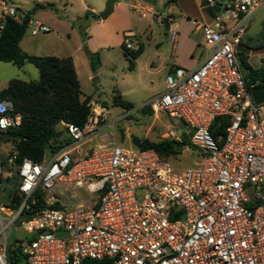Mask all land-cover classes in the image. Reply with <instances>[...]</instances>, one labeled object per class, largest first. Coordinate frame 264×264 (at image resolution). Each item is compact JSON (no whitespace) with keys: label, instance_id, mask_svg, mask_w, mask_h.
I'll use <instances>...</instances> for the list:
<instances>
[{"label":"built area","instance_id":"2783aa9c","mask_svg":"<svg viewBox=\"0 0 264 264\" xmlns=\"http://www.w3.org/2000/svg\"><path fill=\"white\" fill-rule=\"evenodd\" d=\"M258 5L222 0L202 28L208 56L197 69L176 67L167 90L150 103L153 114L194 131L182 154L194 147L199 165L177 172L156 151L117 142L80 154L77 146L96 130L101 112H91L84 129L62 123L75 142L51 161L18 166L16 151L8 159L18 169L23 202L16 212L0 204V264H264V103H255L251 90L261 83L245 78L238 59ZM11 21L26 24L33 37L51 32L0 0V39ZM132 37L127 50L137 48ZM12 112L13 104L1 100V132L21 124ZM219 118L224 134L215 137ZM169 139L182 143L181 134ZM55 190L60 197L47 198ZM39 193L46 207L25 217ZM15 226L28 237L11 242Z\"/></svg>","mask_w":264,"mask_h":264},{"label":"rangeland","instance_id":"374dc122","mask_svg":"<svg viewBox=\"0 0 264 264\" xmlns=\"http://www.w3.org/2000/svg\"><path fill=\"white\" fill-rule=\"evenodd\" d=\"M10 1L23 12L36 8L38 4L44 5V9H37L35 12V17L38 19L43 14H55L57 17H68L70 20L76 21L75 31L71 34L68 45L63 44L60 47L56 42H47L42 35L32 38L29 31H27L22 42L24 47L25 45L30 46V51H33L39 57L67 55L68 53L74 55L78 61L81 90L85 97L91 96L93 98L91 112L94 116L96 112L102 114L96 127V137L99 141L117 142L120 147L136 150L132 144L133 137L159 142L169 139L172 132L177 135L187 133L189 136H193L194 131L187 128L179 119L170 117L165 113L157 115H150L149 113V110H151L150 103L167 90L165 82L167 69L172 64L173 44L166 38L170 33L166 26L158 21V17L168 19L167 3L170 0H157V4L152 5L156 11V16L144 17L143 12L132 13L136 14L134 16L138 18V23L136 24V30H133L136 36L128 40L137 46L135 50L126 49L125 40L127 38L123 36L122 45L125 47L99 48L98 46L102 43V31L89 30L86 26L82 27L81 24L86 21L88 12L84 9V4L89 7L96 3L95 5L101 9L99 10L100 16L109 0ZM139 1L143 3V0ZM48 2H51V6H47ZM88 19L91 20L92 17L89 16ZM79 25L81 28L78 27ZM58 30L65 29L59 28ZM89 36L93 37L90 42L88 41ZM119 38L121 39L119 36L117 41ZM113 40L116 42L115 37ZM140 46L143 47L142 53L134 58L133 52L137 51ZM97 47L99 49L94 53L99 54V62L97 63L100 64L94 72L87 52L92 53L93 48ZM247 53L248 50L243 49L245 56ZM131 62H134V68H130ZM250 62L253 67L257 68L259 66L260 60L257 54L255 56L251 55ZM37 79H39V73L33 64L18 68L10 63L0 62V91L6 89L12 80L32 81ZM119 95L124 101L131 103L134 109L126 111L117 106L115 99ZM69 154L73 156V151L70 150ZM197 154L198 151L191 147L177 159H172L174 170L181 172L199 165L200 160L196 157ZM7 156H10V154H6L5 150L2 149L0 158L5 162V166L2 171L3 181L0 185V204L9 211L16 212L22 205L23 200L18 193L19 180L15 179V167H9L6 161ZM45 195H47V198L50 196L60 197L57 190ZM27 237L28 235L23 230L15 226L10 241Z\"/></svg>","mask_w":264,"mask_h":264},{"label":"trees","instance_id":"16d2710c","mask_svg":"<svg viewBox=\"0 0 264 264\" xmlns=\"http://www.w3.org/2000/svg\"><path fill=\"white\" fill-rule=\"evenodd\" d=\"M129 1V0H128ZM177 0H170L167 5ZM30 17V13H27ZM94 16L88 13L86 18ZM27 33V25L9 22L0 39V62L10 63L21 68L33 64L38 72L39 79L32 81L12 80L8 87L0 91V101L7 100L13 104L12 114H21L22 122L17 127L9 128L6 133L11 137L6 138V133L0 131V142L5 140L11 143L16 151V164L19 166L25 159L42 164L54 157L62 150L72 145L75 140L69 133L67 126L73 125L84 129L91 115V96L85 97L78 75L71 58L56 56L39 57L29 55L21 48V42ZM125 47L124 45H122ZM143 47L133 52L137 58L142 53ZM91 61V68L95 72L99 67V54L87 52ZM241 69L245 78L251 81H260L264 86V69H254L248 62V57L238 53ZM130 68H134L131 62ZM115 104L126 111H131L134 106L117 96ZM153 115L152 110H149ZM222 123L221 126H218ZM62 127V128H61ZM225 120L219 118L212 127L213 135H223ZM182 143L165 139L153 142L147 139L132 138V144L138 150H154L167 160L177 159L182 154L184 145L189 143L191 136L181 133ZM5 162L0 158V185L3 181L2 170ZM15 179L19 180L18 169L15 168ZM9 181V180H7ZM38 202L28 211L25 217L46 207L45 195L37 194ZM16 264L15 262H13Z\"/></svg>","mask_w":264,"mask_h":264},{"label":"crops","instance_id":"0c3cea01","mask_svg":"<svg viewBox=\"0 0 264 264\" xmlns=\"http://www.w3.org/2000/svg\"><path fill=\"white\" fill-rule=\"evenodd\" d=\"M258 2V7L250 16L249 28L239 49V53H243V49L248 50L246 56L248 57V62L251 66V55L253 54L255 56V54H257L260 64L257 68L252 66L257 70L264 69V0H258ZM50 4L51 2H48L47 6H51ZM95 4L90 5L89 7H86L84 4V9L88 10L87 14L92 13L95 17L91 16V20L87 18L86 21H84L81 25L82 27H88L89 30L102 31V43L98 47L103 49H114L121 47L122 36L126 37L128 34L133 35L134 37L136 36V33L133 30H136L138 18L134 16L136 14L132 13L143 12L142 14L144 17H149V15L156 16V11L152 4H148L144 2V0L143 3H141L139 0H117L114 4V10L112 14L106 20H102L99 16V10L101 9H99V7H97ZM44 7V5L38 4L36 8L29 10L26 13H30V18L43 22L51 29L50 33L42 35L46 38L47 42H56L60 47L63 44L68 45V42L71 39V34L75 31L76 21L70 20L68 17H57L55 14H43L40 16V19L36 18V10L44 9ZM141 8H143V10H141ZM215 8L216 7L210 6L207 0H177V2L168 6V19L158 17V21L161 24H164L165 26L167 25L166 29L169 30V33L171 30L176 31L175 41L171 40L170 34L169 36H166L168 41L172 42L173 44L171 56L172 64L171 67L167 69V75L170 74L176 67L185 68L187 70L197 69L208 56L209 50L205 47L203 42L202 28L205 25L213 23L216 14ZM176 10L179 12H176ZM58 27L60 29L64 28L65 30H58ZM78 27L81 28L80 25ZM116 35L117 37L120 36L121 39L119 38L117 41ZM31 37L36 38L39 36ZM114 37L116 38V42L113 40ZM91 40H93V37L89 36L88 41L90 42ZM98 47L93 48L92 53L96 52L97 49H99ZM21 48L29 55L32 54L37 56L36 53L30 51V46L25 45L24 47L23 42H21ZM56 57H71L79 78L77 65L78 61L74 55L71 53L69 55L68 53L67 55H59ZM96 134L97 130L89 134L82 142H80L77 146V152L80 154H87L96 146L111 145L114 143L108 142L106 140L99 141L98 137H96ZM2 149L5 150L6 154L10 155L14 151L13 145L11 143L5 142V140L0 142V152ZM9 157L10 156L6 157L7 163ZM50 159L51 158H49V160ZM9 167L13 166L9 165Z\"/></svg>","mask_w":264,"mask_h":264},{"label":"water","instance_id":"95a60500","mask_svg":"<svg viewBox=\"0 0 264 264\" xmlns=\"http://www.w3.org/2000/svg\"><path fill=\"white\" fill-rule=\"evenodd\" d=\"M116 1L117 0H109V2L106 5L105 10L100 14V18L102 20H106L112 14V12L114 10V4ZM144 2H146L148 4H152V5L157 4V0H144ZM217 2H218V6H216V8H215V12L220 13V11H221L220 4H221L222 0H217ZM251 94H252V97H253L256 104L264 103V86L252 89ZM5 137L10 138L11 136L8 133H6Z\"/></svg>","mask_w":264,"mask_h":264}]
</instances>
